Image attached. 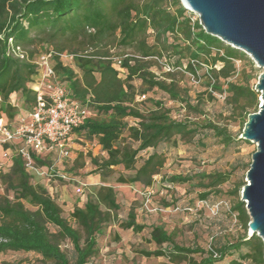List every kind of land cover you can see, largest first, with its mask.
Segmentation results:
<instances>
[{
	"label": "trees",
	"instance_id": "trees-1",
	"mask_svg": "<svg viewBox=\"0 0 264 264\" xmlns=\"http://www.w3.org/2000/svg\"><path fill=\"white\" fill-rule=\"evenodd\" d=\"M188 13L180 0H0V119L13 123L34 109L37 96L30 85L39 73L35 62L52 52L60 83L89 111L71 136L79 134L96 142L104 154L80 153L69 175H77L89 158L96 174L106 178L123 168L132 174L120 175L118 183L150 189L166 165L162 147L193 145L198 137V145L205 147L202 138L207 133L225 149L238 145L244 140L228 126L199 118L206 114V98L213 102L215 94H225L230 119L244 129L249 115L259 111L261 94L249 83L231 79L246 73L239 72L237 62L256 71L254 62L243 51L207 34ZM10 39L26 53V60L8 54ZM64 55L72 57L69 64L62 60ZM186 75L202 80L205 92L194 98L183 84ZM154 92L179 105L183 117L179 119L164 100L149 96ZM13 95H20V101L12 104ZM148 151L152 152L138 166ZM34 160L40 167L47 164L41 155H34ZM230 176L171 175L166 181L201 189L200 198L207 201ZM32 180L20 155H14L11 166L0 175L4 191L0 193V255L33 253L43 264H93L100 254L98 236L111 224L119 223L135 234L147 228L134 208L125 221H119L121 205L114 187L108 185L94 189L84 206L73 210L74 226L49 191ZM245 184L231 193L237 198L233 211L245 231L236 242L192 249L177 244L174 234L157 225L149 235V243L157 249L142 251L143 256L164 257L173 264H223L227 259V264H264L262 239L247 233L251 219L246 203L239 199ZM67 241L74 249L72 258L62 248Z\"/></svg>",
	"mask_w": 264,
	"mask_h": 264
},
{
	"label": "rangeland",
	"instance_id": "rangeland-1",
	"mask_svg": "<svg viewBox=\"0 0 264 264\" xmlns=\"http://www.w3.org/2000/svg\"><path fill=\"white\" fill-rule=\"evenodd\" d=\"M181 4L184 7L182 1ZM187 15L200 22L199 16L194 12L189 11ZM248 57L252 60L249 55ZM70 62L71 60L64 59L65 64ZM254 67L256 71H253L247 63L237 62L239 72L246 73L244 76H235L231 81L236 84L249 83L256 87L264 69L258 68L255 62ZM204 72L205 70H202L201 75ZM135 84L139 86L140 82L136 81ZM183 84L190 88L194 98L198 93L206 90L202 80L197 82L189 75L185 76ZM149 96L164 100L168 107L173 108L174 114L179 119L185 114L179 105L168 101L166 95L161 92L150 93ZM15 98L20 101L21 96L16 95ZM259 103L261 105L260 100ZM20 107L23 108V105ZM205 113V116L199 119H212L221 126H228L234 136L244 140L241 134L244 129L230 119V108L226 100L217 98L212 102L206 98ZM129 121L131 124L134 123L131 119ZM199 138L193 145L180 143L177 147L166 145L160 149L167 161L161 175L155 177L154 185L150 189L140 185L118 183L117 179L120 175L132 174L123 168H116L115 173L106 178L96 174L95 167L89 158H86L85 168L79 170L77 175L70 174L73 178L71 181L31 174L32 183L41 184L49 191L64 210V216L74 226V221L71 219L73 210L76 207H83L94 189L102 185L114 187L117 193V199L121 205L119 221H125L132 208L136 210L138 221L145 224L147 228L142 233L135 234L132 230H123L119 223L111 224L103 234L98 236L100 254L93 264H173L167 258H146L141 253L157 249L155 244L149 243L153 226H164L169 233L174 234L177 244L192 249L198 247L209 250L220 243L236 242L245 234L238 214L233 211L237 198L231 196V193L237 186L246 183V174L252 163V156L257 151V144L244 140L238 145L225 149L213 134L207 133L202 138L205 147H200ZM69 142L67 158H62L57 151H47L41 155V158L47 162L46 167L55 166L58 172L68 174V170L74 165L80 153L92 152L95 156L104 155L96 142H89L79 134H73ZM151 152L141 155L138 166ZM197 173H230L231 176L227 183L219 187V192L213 193L207 201L201 200V189L191 187L189 184L172 185L166 181L171 175L192 176ZM0 193L3 194L4 191L0 190ZM241 193L242 190L240 201H242ZM51 230L53 231L52 228ZM247 233L249 236V229ZM62 248L71 258L73 257L74 249L69 241L65 242ZM163 249H167V245H164ZM193 258L199 260L200 256L194 255ZM229 260H225L223 264H227ZM3 261L43 264L40 257L33 253L9 252L0 255V263ZM182 264H188V262Z\"/></svg>",
	"mask_w": 264,
	"mask_h": 264
},
{
	"label": "built area",
	"instance_id": "built-area-1",
	"mask_svg": "<svg viewBox=\"0 0 264 264\" xmlns=\"http://www.w3.org/2000/svg\"><path fill=\"white\" fill-rule=\"evenodd\" d=\"M8 54L21 60L28 58L21 47L13 46L12 39L9 40ZM52 55V52L44 53L35 62L39 73L30 85L37 96L34 109L21 115L14 123H9L4 117L0 119V175L11 166L13 156L20 155L30 174L73 180L69 174L58 172L55 166L40 167L34 160V155L40 156L47 151H57L62 158L69 157L70 136L89 116L88 109L73 100L68 89L60 83ZM64 59L72 60V57L64 55ZM15 96L11 97L12 104L16 103ZM215 96L226 99L225 94ZM7 144L10 147L5 149Z\"/></svg>",
	"mask_w": 264,
	"mask_h": 264
},
{
	"label": "water",
	"instance_id": "water-1",
	"mask_svg": "<svg viewBox=\"0 0 264 264\" xmlns=\"http://www.w3.org/2000/svg\"><path fill=\"white\" fill-rule=\"evenodd\" d=\"M186 10L200 18L205 32L249 55L258 68L264 69V0H181ZM255 90L261 94L257 113L248 117L242 139L257 144L252 156L242 201L251 219L249 237L264 243V73Z\"/></svg>",
	"mask_w": 264,
	"mask_h": 264
},
{
	"label": "crops",
	"instance_id": "crops-1",
	"mask_svg": "<svg viewBox=\"0 0 264 264\" xmlns=\"http://www.w3.org/2000/svg\"><path fill=\"white\" fill-rule=\"evenodd\" d=\"M99 148L101 149V147L99 146Z\"/></svg>",
	"mask_w": 264,
	"mask_h": 264
},
{
	"label": "bare ground",
	"instance_id": "bare-ground-1",
	"mask_svg": "<svg viewBox=\"0 0 264 264\" xmlns=\"http://www.w3.org/2000/svg\"><path fill=\"white\" fill-rule=\"evenodd\" d=\"M190 10V9H189ZM191 11V10H190Z\"/></svg>",
	"mask_w": 264,
	"mask_h": 264
}]
</instances>
